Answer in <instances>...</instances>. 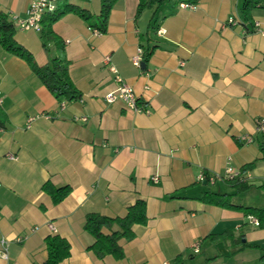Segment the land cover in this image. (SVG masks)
<instances>
[{
    "label": "crops",
    "instance_id": "crops-1",
    "mask_svg": "<svg viewBox=\"0 0 264 264\" xmlns=\"http://www.w3.org/2000/svg\"><path fill=\"white\" fill-rule=\"evenodd\" d=\"M31 2L0 0V9L9 19L25 17ZM180 3L138 15L140 0H118L102 35L72 11L53 26L62 44L47 49L41 33L17 29V42L38 66L62 51L81 93L76 102L56 98L0 44V264H43L51 236L71 245L60 264H174L180 255L185 264H264V229L243 210L203 201L210 191H238L222 180L199 181L201 174L223 176L227 167L257 163L247 181L264 186V136L256 125L264 119V35L253 27L259 22L264 30V7L250 22L244 0H198L196 10ZM64 5L96 22L102 0H60ZM231 17L239 24L225 25ZM139 47L154 48L145 70L132 62ZM112 67L149 114L106 102L117 87ZM246 135L253 143L241 141ZM47 183L72 192L56 204L43 190ZM140 199L148 224L134 227V239H121L123 259L97 258L87 216L124 217ZM211 234L225 236L205 240Z\"/></svg>",
    "mask_w": 264,
    "mask_h": 264
},
{
    "label": "trees",
    "instance_id": "trees-1",
    "mask_svg": "<svg viewBox=\"0 0 264 264\" xmlns=\"http://www.w3.org/2000/svg\"><path fill=\"white\" fill-rule=\"evenodd\" d=\"M118 0H102L101 13L96 22H92L93 16L88 12L71 5L59 6L54 13L48 14L43 18L41 39L43 46L47 49L51 43L62 44L60 37L54 32L53 26L66 14L72 11L90 23L92 30H99L103 34L106 33L108 20L113 6ZM172 0H140L138 15H141L146 9L157 10ZM198 0H179V2H187L196 4ZM264 7V0H244L243 15L247 21H252V11L256 8ZM154 20V18H153ZM10 21L9 17L0 9V44L7 53L25 60L33 71L37 74L45 86L50 90L56 98H64L67 101H75L81 99V93L71 80L69 74V61L65 58L61 47L60 55L53 58L48 64L38 66L34 56L24 46L16 40L17 29ZM152 26V24H151ZM144 49L143 62L146 65L153 54L154 48L141 47ZM264 156V139L260 143ZM264 161V157H263ZM257 163H253L241 169L243 174L249 169H253ZM225 183L235 188L238 192L234 195L220 194L212 191L204 194L203 201L208 204L221 208H229L240 210L246 216H253L260 222L259 228L264 229V186L257 187L248 183L246 178H237L233 180H225ZM43 190L49 194L54 203L58 204L65 200L72 192L69 186L56 188L47 183L43 186ZM147 203L145 200H138L134 205L128 208L124 217H108L97 213H91L86 218L85 230L90 233L95 242L90 247V251L99 258L112 256L116 260L124 257L123 248L120 244L122 240H132L135 238L134 227L137 225L148 224ZM117 228V229H116ZM108 231V232H106ZM224 234H211L205 240L217 242L222 239ZM259 248V245H251ZM46 247L48 251V259L43 264H60L71 256V245L68 240L60 236H51L46 239ZM174 264H185L182 255L178 256Z\"/></svg>",
    "mask_w": 264,
    "mask_h": 264
},
{
    "label": "built area",
    "instance_id": "built-area-1",
    "mask_svg": "<svg viewBox=\"0 0 264 264\" xmlns=\"http://www.w3.org/2000/svg\"><path fill=\"white\" fill-rule=\"evenodd\" d=\"M60 0H32L31 5L29 9L27 10L26 16L25 17H19L17 15H11V22L14 24L13 26L16 27V29L21 30V31H36V32H41L42 30V21L43 18L51 13H54L59 5ZM183 9H190V10H196L197 9V4L193 3H187V2H182L179 5ZM239 24L236 20V18H229L227 23L225 25L227 26H235ZM254 31L261 33L264 35V30L261 27V24L259 22H254L253 23ZM96 35H102L103 33L99 30H94ZM166 31L164 29H160L157 34L159 35H164ZM144 58V49L139 47L136 55L133 57V64L137 67H141V64L143 62ZM109 61V57L106 58V62ZM182 66H184V63H181ZM111 71L115 73L116 75V83L117 87L113 91L109 92L105 99L108 104H113L117 101H122L126 104V106L134 111V112H144L149 114L150 110L144 108L141 103L138 95L136 94L135 90L133 87L127 83L121 76H118V71L112 67ZM1 94V93H0ZM0 103H2V100L0 99ZM63 107L65 105L62 104ZM84 120H87L86 118ZM31 121V120H30ZM257 125V131L258 133L263 134L264 136V119L259 120ZM241 141L244 144H250L253 143V137L252 136H243L240 138ZM10 159H16V157L12 154L8 155ZM247 173L243 174L241 170H235L232 167H227L225 175H213V176H208L201 174L199 176V181H206L212 185H214L217 180H233L237 178H246L247 179ZM152 181L154 183L159 182V177L155 176L153 177ZM1 187V184H0ZM249 222L253 224L256 227L260 226L259 220L253 216H249ZM49 228L56 232L55 227L50 224ZM37 228H35L33 231H36ZM19 242L22 241V238L17 239ZM5 240H2L1 243L4 246L5 245ZM193 251L195 253L200 252V243H197L193 246ZM4 257H7V254H3ZM166 264V263H165Z\"/></svg>",
    "mask_w": 264,
    "mask_h": 264
},
{
    "label": "water",
    "instance_id": "water-1",
    "mask_svg": "<svg viewBox=\"0 0 264 264\" xmlns=\"http://www.w3.org/2000/svg\"><path fill=\"white\" fill-rule=\"evenodd\" d=\"M146 66H147L146 63L145 62H142L141 68L145 70L146 69Z\"/></svg>",
    "mask_w": 264,
    "mask_h": 264
},
{
    "label": "rangeland",
    "instance_id": "rangeland-1",
    "mask_svg": "<svg viewBox=\"0 0 264 264\" xmlns=\"http://www.w3.org/2000/svg\"><path fill=\"white\" fill-rule=\"evenodd\" d=\"M216 190H217V188H216ZM189 252H190V251H189ZM189 252H187V255H189ZM187 257H188V256H187ZM197 257L200 258L199 255H198ZM193 262H194V260H191L189 263L193 264Z\"/></svg>",
    "mask_w": 264,
    "mask_h": 264
}]
</instances>
